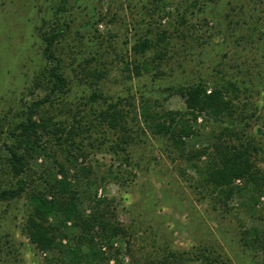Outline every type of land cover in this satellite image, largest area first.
<instances>
[{"label":"rangeland","instance_id":"1","mask_svg":"<svg viewBox=\"0 0 264 264\" xmlns=\"http://www.w3.org/2000/svg\"><path fill=\"white\" fill-rule=\"evenodd\" d=\"M164 1L154 8L150 0H66L58 19L65 29L53 46L66 86L51 93L43 37L57 22L59 0H0V189L15 181L3 142H11L8 132L25 119L32 101L50 93L35 118L74 127L68 141L66 131L42 133L45 150L28 163V188L0 202V264H47L50 253L40 252L25 232L27 197L34 185L46 194L47 182L62 179V164L79 213L89 215L95 199L104 198L109 220L127 231L106 244L99 226L92 230L98 248L117 251L115 259L123 264L161 259L171 251L192 256L186 264H210L199 252L204 248L226 264H264V250L246 248L241 238L245 228L264 229V196L255 211L241 205L238 193L222 205L199 184L191 165L194 160L204 167L210 143L229 126L242 141L251 138L258 148L253 162L264 173V0ZM161 33L164 44L157 42ZM144 38L153 45L134 50ZM217 81L240 87L236 111L222 121L204 113L194 120L179 91ZM94 92L99 97L92 100ZM109 104L122 112L115 127L100 116ZM143 108L156 115L175 111L176 119L187 120L191 132L181 136L182 145L154 133L155 120L144 118ZM229 138L222 134V141ZM204 148L198 159L190 157ZM62 231L68 246L80 230L68 221Z\"/></svg>","mask_w":264,"mask_h":264},{"label":"trees","instance_id":"2","mask_svg":"<svg viewBox=\"0 0 264 264\" xmlns=\"http://www.w3.org/2000/svg\"><path fill=\"white\" fill-rule=\"evenodd\" d=\"M154 4V8H158L159 3L164 0H150ZM165 4V3H164ZM66 0H59L54 8L53 14L57 18V22L44 34V57L50 63L48 69L52 80V91L63 90L66 86V79L60 73V62L54 53V42L57 37L63 34L65 23L58 21L59 14L64 10ZM144 7V6H143ZM145 8V7H144ZM162 33L158 36L157 42H164ZM153 43L144 38L134 45L136 51L144 52L150 48ZM145 70H148V67ZM135 73L138 74V66H135ZM240 87L236 82L223 81L212 83L210 88L208 85L198 82L194 85L180 90L179 93L183 97L187 113L196 120L198 114L204 113L213 120L222 121L226 117H232L236 111L234 99L238 98ZM50 93L43 98L32 101L27 108L26 117L23 121H19L8 132V138L11 142L4 140L3 145L6 150V165L8 173L15 179L13 185L0 189V202L10 201L22 196L28 188V180H26L28 163L34 156L43 153L44 147L41 144L42 133L51 132L53 134L66 131L65 140L68 141L70 135L74 131V127L70 126L67 130L60 127L57 122L50 117L35 118L37 110L45 102L49 100ZM99 96L97 93L91 94V99L95 100ZM147 108H143L141 114L147 120H155L152 123L153 132L157 134L167 135L176 147L182 145L181 136L188 135L191 132L187 120L177 118L175 111H164L161 114H152L147 112ZM101 119L109 126L115 127L118 120L122 117V112L116 109V105L109 104V107L100 111ZM148 125V123H146ZM51 126V128H49ZM221 132L215 135V140L210 143L212 152L211 157L204 167L200 168L194 160L191 165L196 169L201 186L209 188L208 191L216 202L226 205V199L234 193H238L242 197L241 205L250 210L255 211L256 200L264 196V173L257 168L253 162V152L258 148L253 145V141L248 139L242 141L241 136L232 127H221ZM222 134L230 136L229 141H222ZM57 136V135H56ZM7 137V136H6ZM61 137V136H59ZM57 137V138H59ZM231 139H234L232 141ZM207 149L202 151L191 152V158L198 159ZM191 158H189L191 160ZM59 171L63 173V178L47 182L49 187L47 193L51 196L47 197V193L40 191L33 186L27 197L28 215L26 217L25 232L29 242L32 243L40 252H49L47 264H123L119 259H115L117 251L103 252L98 248L99 240L108 243L114 237L125 238L127 231L124 227L117 223L111 222L110 215L107 214L108 201L104 198L95 199V209L89 215L79 213L77 205V192L72 189L71 183L67 180L64 165L59 166ZM41 178V176H40ZM239 179L241 183H235ZM46 180L44 179V182ZM30 182V181H29ZM35 179H31V183ZM214 195V196H213ZM264 218V214L262 215ZM49 218L55 220L50 222ZM70 221L73 227L79 228L78 235L73 238L72 245H65L61 241L66 237L62 231L66 223ZM98 225L101 232L99 240L93 239L92 230ZM243 246L252 250L260 248L264 250V229L256 226L245 228L241 231ZM204 251L199 250L205 262L210 264H226L224 260H218L216 257H210ZM114 256V261L110 263ZM192 256L183 253L170 252L161 259H150L140 264H186ZM133 264H138L133 262ZM261 264V263H260Z\"/></svg>","mask_w":264,"mask_h":264}]
</instances>
